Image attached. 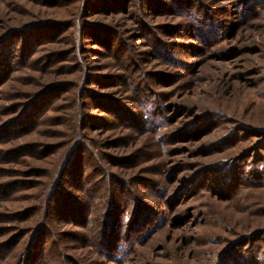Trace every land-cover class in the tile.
<instances>
[{
    "label": "rangeland",
    "instance_id": "rangeland-1",
    "mask_svg": "<svg viewBox=\"0 0 264 264\" xmlns=\"http://www.w3.org/2000/svg\"><path fill=\"white\" fill-rule=\"evenodd\" d=\"M263 139L264 0H0V264L40 226L44 264H264ZM70 156L83 226L46 204ZM111 192L149 216L108 255Z\"/></svg>",
    "mask_w": 264,
    "mask_h": 264
},
{
    "label": "trees",
    "instance_id": "trees-1",
    "mask_svg": "<svg viewBox=\"0 0 264 264\" xmlns=\"http://www.w3.org/2000/svg\"><path fill=\"white\" fill-rule=\"evenodd\" d=\"M7 54L6 52H3L2 58L5 59L7 57ZM96 103L97 105H100V107H104L105 109H108L109 111L110 110L114 111L112 112L113 115L115 112H118L119 117H125V115L121 112V110H117V109H120V107H118L117 104L112 103L114 105L112 104L107 105V104L99 103V102H96ZM132 120H136V119L132 118ZM80 144L82 143H79L78 149L75 151V154L81 148ZM259 145H261L260 147L264 149V139L261 142H259ZM74 147L75 145H73L71 151L74 149ZM81 156L82 155L77 156L80 158V161H81ZM75 157L76 156H70L69 157L70 163L63 164V167L60 168L59 177L55 181V185L51 187L50 189V192L47 196L46 204L48 205L51 213L56 219H59V220L65 219L67 222L71 224L83 226L91 222L92 208L89 206V203L87 202V200H85V198H81L80 196H77V197L71 196L69 195L70 192L68 191H65V190L58 191L57 190V187L59 185V183L57 182H60L61 176L64 173L63 171L69 170L70 174L68 176L70 178L66 179L64 182L73 183V185L71 184L69 185L70 188L72 186L75 188H79L82 185L83 181L86 182L84 179V177L86 178V175L84 174L83 169H81L83 168V164H80V161L77 160ZM92 171H95V170L92 168ZM226 174L227 172H223L221 174L223 176L221 177L222 181H221L220 187L222 189L228 190L232 187L231 182L233 180L232 181L228 180L227 179L228 176H224ZM233 174H234V171H232L231 175ZM90 175L94 176V174L92 173ZM63 179H64V176H63ZM122 189L125 191V193H128L126 189L124 188ZM135 202H136V206L130 213L128 208L124 207L121 201H118L117 192H111L110 201L106 207L105 212L103 213V218L101 220L102 223L104 222L103 230L102 231L100 230V232L98 233L99 245L104 251H106L108 255L110 253L113 254L117 252V249L121 241L123 240L124 236H126L128 229L130 230V232L134 231L133 229L135 228L139 229L140 228L139 225L143 223L145 218L146 219L148 218L149 214H145V212H143L144 209L147 208V206L144 203H141L140 200H138V198H136ZM120 232L122 233L120 234ZM30 235L31 237L28 241L29 243L28 244L29 245L28 254L25 260L28 259V262L30 264L37 263L38 261H39V264H44L43 261L39 259L44 258V252H43L44 247H45L44 243L47 242V239L50 235L48 227L40 226L36 228L35 230H33ZM34 249H35V253H34Z\"/></svg>",
    "mask_w": 264,
    "mask_h": 264
}]
</instances>
